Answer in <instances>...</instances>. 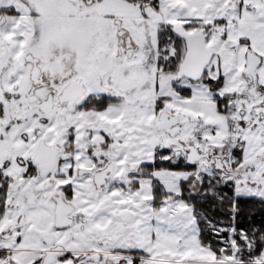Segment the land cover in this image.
I'll return each mask as SVG.
<instances>
[{"label":"snow or ice","instance_id":"obj_1","mask_svg":"<svg viewBox=\"0 0 264 264\" xmlns=\"http://www.w3.org/2000/svg\"><path fill=\"white\" fill-rule=\"evenodd\" d=\"M0 264H264V0H0Z\"/></svg>","mask_w":264,"mask_h":264}]
</instances>
